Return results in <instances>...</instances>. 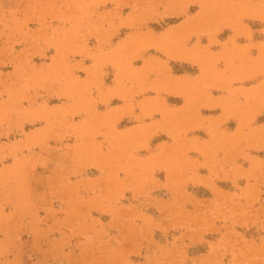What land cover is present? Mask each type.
<instances>
[{
  "label": "rangeland",
  "instance_id": "rangeland-1",
  "mask_svg": "<svg viewBox=\"0 0 264 264\" xmlns=\"http://www.w3.org/2000/svg\"><path fill=\"white\" fill-rule=\"evenodd\" d=\"M0 264H264V0H0Z\"/></svg>",
  "mask_w": 264,
  "mask_h": 264
},
{
  "label": "crops",
  "instance_id": "crops-1",
  "mask_svg": "<svg viewBox=\"0 0 264 264\" xmlns=\"http://www.w3.org/2000/svg\"><path fill=\"white\" fill-rule=\"evenodd\" d=\"M22 189L24 191L29 190L28 185L25 183L23 185ZM33 208H34L33 205H30V207H29V205H26L22 209L19 204H15L14 207L10 210V212L9 211L6 212L4 208H2L3 210L1 209V211H2L1 215L3 216V219L5 217H11L12 220L17 219V222H14L15 229H14V231H11L12 233H11L10 237L9 236L8 237L7 236L6 237L4 236L6 238V240L11 241V244H15V247H17V248H15L12 251L15 255L16 254H19V250H20V246H17L18 243H19V232L18 231H19V228L21 226L20 225V219H18V218L24 217L23 215L28 214V213H31ZM23 212H25V213H23ZM2 223H4V222H2ZM22 223H24V222L21 221V224ZM25 225H27V223H25ZM27 228L28 227H26V229ZM8 238H11V239H8Z\"/></svg>",
  "mask_w": 264,
  "mask_h": 264
}]
</instances>
